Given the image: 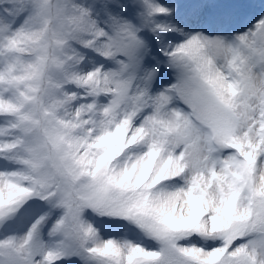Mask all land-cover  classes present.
<instances>
[{"label":"snow or ice","instance_id":"obj_1","mask_svg":"<svg viewBox=\"0 0 264 264\" xmlns=\"http://www.w3.org/2000/svg\"><path fill=\"white\" fill-rule=\"evenodd\" d=\"M0 264H264V0H0Z\"/></svg>","mask_w":264,"mask_h":264}]
</instances>
